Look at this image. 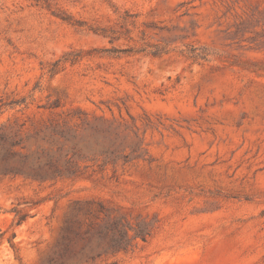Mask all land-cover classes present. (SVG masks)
<instances>
[{
    "label": "rangeland",
    "instance_id": "374dc122",
    "mask_svg": "<svg viewBox=\"0 0 264 264\" xmlns=\"http://www.w3.org/2000/svg\"><path fill=\"white\" fill-rule=\"evenodd\" d=\"M0 264H264V0H0Z\"/></svg>",
    "mask_w": 264,
    "mask_h": 264
}]
</instances>
